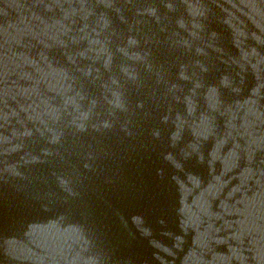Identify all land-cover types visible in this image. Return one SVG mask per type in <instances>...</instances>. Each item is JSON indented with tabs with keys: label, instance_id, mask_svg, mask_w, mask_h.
<instances>
[{
	"label": "water",
	"instance_id": "95a60500",
	"mask_svg": "<svg viewBox=\"0 0 264 264\" xmlns=\"http://www.w3.org/2000/svg\"><path fill=\"white\" fill-rule=\"evenodd\" d=\"M0 264H264V0H0Z\"/></svg>",
	"mask_w": 264,
	"mask_h": 264
}]
</instances>
